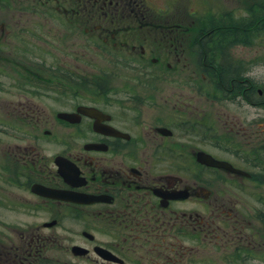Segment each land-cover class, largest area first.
Instances as JSON below:
<instances>
[{
	"label": "flooded vegetation",
	"instance_id": "af4514ba",
	"mask_svg": "<svg viewBox=\"0 0 264 264\" xmlns=\"http://www.w3.org/2000/svg\"><path fill=\"white\" fill-rule=\"evenodd\" d=\"M32 2L45 11L19 19L13 47L0 25L4 98L22 122L10 196L28 217L0 232V264H264L256 192L264 175L255 167L264 146L246 157L212 149L236 141L220 136L218 105L247 90L221 48L209 49L214 15L223 19L225 8L207 0ZM26 38L53 58L70 46L80 56L94 49L101 71L87 72L85 60L31 65L17 46ZM246 114L233 113L230 125L253 142Z\"/></svg>",
	"mask_w": 264,
	"mask_h": 264
},
{
	"label": "rangeland",
	"instance_id": "374dc122",
	"mask_svg": "<svg viewBox=\"0 0 264 264\" xmlns=\"http://www.w3.org/2000/svg\"><path fill=\"white\" fill-rule=\"evenodd\" d=\"M210 3H220L217 0H207ZM247 2H240L239 4L233 3H221L214 6H218L226 10V17L223 19H218L216 15H214V20L218 21L212 25L214 30L213 36L208 39L210 41L211 47L209 49H218L220 57L224 58L226 61V65L233 68L236 74H242L240 69L241 66L245 67V72L242 74L243 76L249 77V85L257 83L260 87L264 88V25L261 26L257 21L256 15L259 17V10L257 11L253 6V0H245ZM262 5L264 4V0L259 1ZM249 4L250 6L246 5ZM216 9V7H213ZM250 8V9H249ZM199 9V8H197ZM217 10V9H216ZM252 10V14L250 15V11ZM45 11V7L41 4L33 3L32 0H0V25L2 23V28H9L10 34L5 35L6 33L3 31V40L9 41V47L14 46V38L22 35L18 34L16 27L19 25V19L23 21V19L28 20L27 15H34L37 13H42ZM261 13V12H260ZM262 14V13H261ZM212 19V16H210ZM25 25L30 24L29 22H22ZM224 24L225 27L222 28V31H217V24ZM24 29H27L25 27ZM32 28H29L31 30ZM2 29L0 28V31ZM2 32V31H1ZM14 32H16L14 34ZM2 34V33H1ZM0 34V37L2 36ZM40 35V42L42 44L47 43L48 39H45L42 35ZM32 39L26 38L24 42H18L17 46L20 47L21 50L27 51L26 61L31 62V65L41 64L45 70L49 63L55 61L56 63L66 61H82L85 60V68L87 72L101 71L96 67L95 53L94 49L84 48V53L80 56L77 50L70 48L64 49L62 51L64 55L53 58L49 57L48 54L42 53L38 47L43 49V46H39L38 42L30 41ZM30 42V43H29ZM60 52V51H59ZM3 54V53H2ZM0 52V57H2ZM54 54V52H53ZM56 55V54H54ZM6 58L13 59L15 56L11 55L10 57L5 56ZM2 59V58H1ZM2 60L0 61V65ZM60 64V63H59ZM72 64V63H71ZM244 64V65H243ZM5 69V68H3ZM1 70V69H0ZM134 77L140 82L143 80L139 79L135 73ZM246 74V75H244ZM4 75V76H3ZM6 75L0 73V232L4 230V232L8 233V229H10L13 225V221L17 218L22 217L21 219H27V215L20 214L16 210L13 209V200L10 196L11 192L14 189L10 184V174L12 173V166L10 159L13 154L11 153L15 148L13 144L20 142L22 132H20V128L22 126V122L18 119L11 118L12 113L15 110L16 103L9 102L6 98L7 86L4 84L7 83L4 79ZM246 77V78H247ZM2 82V84H1ZM106 83V82H103ZM121 80H117L114 85L121 84ZM247 83V81H246ZM245 84V83H244ZM245 86V85H244ZM253 93L257 91L255 87H252ZM230 98V97H229ZM223 98L221 103L218 105V131L220 136L228 135L230 137H234L236 141L233 144L229 143L231 139H223L221 143V149L212 148L215 153H223L224 148L230 149L231 151H235L241 156L246 157L248 154L257 155L255 149L262 144L264 146V138L259 134V128H263V124H259L258 122L264 121V108L257 104L248 105L247 103H242L239 99H236V95L232 94L231 99ZM254 101V100H252ZM47 102V101H46ZM49 102V101H48ZM237 105V107H236ZM242 108L245 110L246 118L250 121L251 125V133L253 134V142L251 140H245L243 138L244 133L238 130L236 126H231L230 118L233 113L237 112L242 114ZM36 120V119H34ZM233 127V128H231ZM20 138V139H19ZM258 149V148H257ZM260 154V153H259ZM260 155H264L260 154ZM264 161L255 165V167L260 168L262 170V175H264ZM15 165L13 169H15ZM19 169V167H18ZM258 189L256 192L261 197L260 205H264V183H258L256 185ZM264 207V206H263ZM16 211V212H15ZM18 214H20L18 216Z\"/></svg>",
	"mask_w": 264,
	"mask_h": 264
},
{
	"label": "bare ground",
	"instance_id": "6f19581e",
	"mask_svg": "<svg viewBox=\"0 0 264 264\" xmlns=\"http://www.w3.org/2000/svg\"><path fill=\"white\" fill-rule=\"evenodd\" d=\"M240 71L243 74L245 72V67L241 66ZM242 74L240 76L236 73H232L231 76L238 80V79H242ZM244 75H246V74H244ZM246 77L243 76V79H242V83L244 82L246 84V85L245 84L244 85L247 87V90L243 89V94L246 97H243V99H241V97H238V99L240 100L241 103L248 101V104H250V105L257 104L260 106V108L261 107L264 108V88L260 87L257 83L254 82V84H252L251 86L255 87L257 89V91L255 93H253V89L251 88V86L248 83L250 81L249 77H247V78ZM245 80L247 81V83L245 82ZM252 100H254V101H252Z\"/></svg>",
	"mask_w": 264,
	"mask_h": 264
},
{
	"label": "trees",
	"instance_id": "16d2710c",
	"mask_svg": "<svg viewBox=\"0 0 264 264\" xmlns=\"http://www.w3.org/2000/svg\"><path fill=\"white\" fill-rule=\"evenodd\" d=\"M259 10V17L256 15V17H257V22L258 23H260L261 24V26H263L264 25V4H262V5H260V6H258V8H257V11ZM262 14H261V13Z\"/></svg>",
	"mask_w": 264,
	"mask_h": 264
},
{
	"label": "water",
	"instance_id": "95a60500",
	"mask_svg": "<svg viewBox=\"0 0 264 264\" xmlns=\"http://www.w3.org/2000/svg\"><path fill=\"white\" fill-rule=\"evenodd\" d=\"M206 157V159H204V161L206 162V163H211L212 162V158L211 157H209V156H205ZM221 164V163H220Z\"/></svg>",
	"mask_w": 264,
	"mask_h": 264
}]
</instances>
